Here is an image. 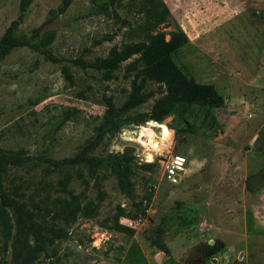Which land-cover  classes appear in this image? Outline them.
I'll return each instance as SVG.
<instances>
[{
    "label": "rangeland",
    "instance_id": "374dc122",
    "mask_svg": "<svg viewBox=\"0 0 264 264\" xmlns=\"http://www.w3.org/2000/svg\"><path fill=\"white\" fill-rule=\"evenodd\" d=\"M64 1L32 0L24 10L22 0H0V41L13 25L32 41L39 29L54 34L48 50L20 46L0 60L5 149L73 156L102 122L105 98L120 106L131 91L129 61L112 73L75 61H95L115 45L139 40L152 16L140 0L131 6V0H72L62 10ZM163 1L171 13L158 30L169 39L181 27L189 37L173 58L188 76L214 84L225 104L191 107L186 117L170 115L162 122L148 120L161 124L165 136L152 137L146 149L128 132L143 122L127 123L104 143L99 152L128 146L135 149L137 163H155L153 173L135 166L132 195L111 170L101 171L98 180L75 176L68 188L61 186L59 172L43 166L17 170L26 195L67 233L32 264H126L133 243L149 264H264V0ZM158 88L147 83V90ZM160 95L137 112L150 111ZM163 148L187 157L188 169L178 183L163 176L165 164L156 159ZM118 221L134 233L117 229ZM9 227L8 240L5 224L0 226V264H14V219ZM158 241L168 247L167 255ZM172 252L175 257L168 260Z\"/></svg>",
    "mask_w": 264,
    "mask_h": 264
},
{
    "label": "trees",
    "instance_id": "16d2710c",
    "mask_svg": "<svg viewBox=\"0 0 264 264\" xmlns=\"http://www.w3.org/2000/svg\"><path fill=\"white\" fill-rule=\"evenodd\" d=\"M31 1L22 0V8L25 10ZM136 1L131 0L130 6ZM71 2L72 0H65L62 10ZM139 4L154 19L149 26L141 28L143 32L139 40L125 42L122 46L115 45L106 57H98L95 61L87 63L84 59L75 61L84 66L103 69L107 73L114 72L122 63L129 61L125 66L126 75L133 77L131 91L122 105L117 106L111 97L105 98L106 111L103 120L79 152L70 157L56 159L47 155L38 157L28 155L24 150H8L0 145V226L2 223L5 224L6 239L9 240L11 232L9 222L11 219L15 221L16 230L12 241L14 264H32L42 252L53 247L57 239L64 238L67 234L63 227L50 223L43 213L44 208L37 204L33 197L26 195L25 186L16 178L17 170L43 166L46 171H57L60 175V184L64 188H68V184L75 176L85 178L89 175L98 180L101 171L111 170L118 176L122 190L132 195L135 166L139 165L145 171L153 173L155 163H137L135 149L128 146L116 153L99 152L104 143L108 141L109 144L121 127L130 125L127 123L139 124L148 120L162 122L170 115L186 117L191 107H221L225 104V97L214 84L201 83L188 76L173 58L172 53L189 43V37L181 27L171 31L169 39L165 31L158 30V25L164 23L171 13L165 2L140 0ZM161 5L164 7L163 10L160 9ZM15 28V25L10 27L1 38L0 60L20 46L48 50L53 41L54 34L51 31L42 34L41 29L37 30L33 38L38 39L32 41L26 35H18ZM64 73L71 78L67 67H64ZM148 82L157 83L158 91L147 90ZM158 93L161 95L155 99L150 111L137 112L139 107ZM206 117L212 118L211 111L207 112ZM253 176L250 175L247 180L249 190L253 189L251 181ZM149 199L150 197L145 200ZM30 204H33V208ZM145 210L146 208L142 209L143 214ZM116 228L131 235L134 233L133 228L123 225L120 221L116 223ZM156 245L166 255L169 253L164 242L158 241ZM126 264H149L137 243L130 247Z\"/></svg>",
    "mask_w": 264,
    "mask_h": 264
},
{
    "label": "built area",
    "instance_id": "2783aa9c",
    "mask_svg": "<svg viewBox=\"0 0 264 264\" xmlns=\"http://www.w3.org/2000/svg\"><path fill=\"white\" fill-rule=\"evenodd\" d=\"M172 140H174V138ZM169 145L172 146V141ZM156 159L164 162L165 166L163 170V176H166V178L172 183H178L182 178V175L188 169V161L186 156L180 153H173L171 151H167L165 153V148L156 153ZM130 225L132 226L131 222Z\"/></svg>",
    "mask_w": 264,
    "mask_h": 264
},
{
    "label": "bare ground",
    "instance_id": "6f19581e",
    "mask_svg": "<svg viewBox=\"0 0 264 264\" xmlns=\"http://www.w3.org/2000/svg\"><path fill=\"white\" fill-rule=\"evenodd\" d=\"M129 134H131V140L137 141L144 146V149L148 148L152 144V137L164 138V128L161 124L146 121V123L140 124L136 128H130Z\"/></svg>",
    "mask_w": 264,
    "mask_h": 264
},
{
    "label": "crops",
    "instance_id": "0c3cea01",
    "mask_svg": "<svg viewBox=\"0 0 264 264\" xmlns=\"http://www.w3.org/2000/svg\"><path fill=\"white\" fill-rule=\"evenodd\" d=\"M188 246H189V243H188ZM174 257H175V254H174V252H172V255L170 256V258L168 260H172ZM216 260H217V262H219L218 257H214L213 262H216Z\"/></svg>",
    "mask_w": 264,
    "mask_h": 264
}]
</instances>
